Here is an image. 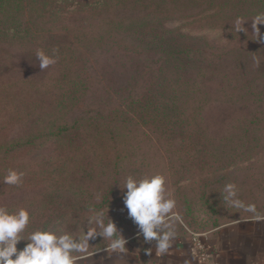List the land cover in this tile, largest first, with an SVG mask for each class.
<instances>
[{"label":"trees","instance_id":"trees-1","mask_svg":"<svg viewBox=\"0 0 264 264\" xmlns=\"http://www.w3.org/2000/svg\"><path fill=\"white\" fill-rule=\"evenodd\" d=\"M111 9L143 15L109 19L93 34L59 25ZM191 10L209 12L204 19L210 27L230 29L238 20L255 19L264 28V0H0V49L30 46L37 52L39 46L57 63L42 85L43 98L26 103L10 95V85L0 84V118L11 110V122L29 123L22 134L0 141V194L15 188L4 183L10 170L22 173L23 163L51 145L57 155L47 161L56 167L40 173H68L63 167L82 131L92 130L88 144L104 145L101 157L117 165L140 151L146 155L141 144L156 140L155 132L167 144L237 145L249 142L254 128H264V33L255 38L261 45L227 47L168 26ZM57 34L63 39H55ZM211 128H241V133L215 138ZM217 214L194 232L209 234L237 221L220 223Z\"/></svg>","mask_w":264,"mask_h":264},{"label":"rangeland","instance_id":"rangeland-1","mask_svg":"<svg viewBox=\"0 0 264 264\" xmlns=\"http://www.w3.org/2000/svg\"><path fill=\"white\" fill-rule=\"evenodd\" d=\"M201 12L181 13L169 21L168 26L179 27L186 33L206 35L211 42L227 47L252 42L263 44L260 38L255 39L264 33L262 22L243 19L229 25L230 29L210 27L208 20L204 19L210 13ZM140 15L143 12L111 9L88 17L73 16L59 25L75 27V32L93 34L99 32L101 25L109 19ZM63 36L57 34L55 39H63ZM42 42L45 44L47 39ZM34 48L40 50L39 46ZM31 49L30 46L0 49V84L10 85V95H17L26 103L30 97L43 98L40 92L45 88L42 85L49 82L57 70L56 62L40 69L36 52ZM10 112L7 110L0 118V141L4 136H17L28 129L29 123L11 122ZM209 133L215 138L233 137L241 133V128H211ZM152 134L156 140L141 144L146 155L140 151L139 157L124 159L117 165L113 159L101 157L104 145L88 144V139L94 136L92 130L79 132L74 138L69 153L71 159L63 167L68 173L50 176L40 173L56 167L47 161L57 155L52 145L34 155L30 164L23 163L21 182L11 191L0 194V206L11 212L25 208L30 213L29 224L21 233L24 241L18 247L22 248L30 233L36 230L67 233L74 239L81 238L89 230L101 233L100 226L92 219L98 213H103L105 225L112 222L117 226V235L124 239V245L156 243H146L137 235V228L127 215L122 199L125 190L122 189L129 175L141 179L159 174L165 178V198L175 201L169 215L178 217L169 221L170 230L177 237L180 233L191 236L194 229L211 223L216 211L217 220L223 224L248 217H264V128H254L251 135L260 141L252 142L253 138H250L249 142H238L237 145L233 141L229 144L202 141L197 146H186L182 141L167 144L161 139L160 132ZM180 136L186 135L181 133ZM198 143L199 140L193 141V144ZM187 151L194 154L193 158H187ZM21 183L26 185L21 186ZM229 184L233 185L231 192L234 195L229 194ZM111 243V239L97 235L89 241L86 252L73 253L78 257L75 264H84L112 249Z\"/></svg>","mask_w":264,"mask_h":264},{"label":"clouds","instance_id":"clouds-1","mask_svg":"<svg viewBox=\"0 0 264 264\" xmlns=\"http://www.w3.org/2000/svg\"><path fill=\"white\" fill-rule=\"evenodd\" d=\"M40 69H45L56 62L54 56L46 55L42 50L36 52ZM23 173L10 170L4 177V183L17 185ZM233 185H227L230 195ZM123 204L127 215L137 228V235L146 243L156 241L158 252L165 251L173 233L169 221L178 219L169 215L175 201L165 198V178L156 174L141 179L129 175L124 181ZM238 205V202H237ZM101 228V233L89 230L79 239L67 233L57 234L51 230H36L30 233L28 241L22 248L18 245L24 241L21 233L27 228L30 213L25 208L11 212L0 207V264H75L78 258L73 253L86 252L90 240L103 235L112 240L111 248L122 249L124 239L117 235V226L110 222L103 223V213L92 218ZM169 229V230H165Z\"/></svg>","mask_w":264,"mask_h":264},{"label":"crops","instance_id":"crops-1","mask_svg":"<svg viewBox=\"0 0 264 264\" xmlns=\"http://www.w3.org/2000/svg\"><path fill=\"white\" fill-rule=\"evenodd\" d=\"M201 237L212 260L218 264H264V217L244 218ZM192 237L170 239L158 252L157 244L124 245L109 249L84 264H201Z\"/></svg>","mask_w":264,"mask_h":264},{"label":"built area","instance_id":"built-area-1","mask_svg":"<svg viewBox=\"0 0 264 264\" xmlns=\"http://www.w3.org/2000/svg\"><path fill=\"white\" fill-rule=\"evenodd\" d=\"M204 235H205L204 233H196V232H194L191 235L192 240L199 252L198 259L201 264H218L212 260V258L209 255L207 246L203 243L201 239V237Z\"/></svg>","mask_w":264,"mask_h":264}]
</instances>
